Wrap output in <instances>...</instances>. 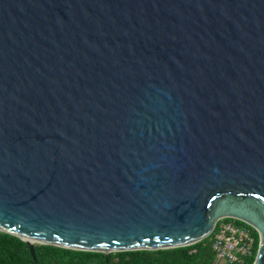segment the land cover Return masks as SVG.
Listing matches in <instances>:
<instances>
[{"label":"water","instance_id":"95a60500","mask_svg":"<svg viewBox=\"0 0 264 264\" xmlns=\"http://www.w3.org/2000/svg\"><path fill=\"white\" fill-rule=\"evenodd\" d=\"M224 217L264 264V0H0V231L107 256Z\"/></svg>","mask_w":264,"mask_h":264},{"label":"trees","instance_id":"16d2710c","mask_svg":"<svg viewBox=\"0 0 264 264\" xmlns=\"http://www.w3.org/2000/svg\"><path fill=\"white\" fill-rule=\"evenodd\" d=\"M233 220V218H226ZM238 224L244 222L234 219ZM251 229L254 245L250 256L241 263L253 264L258 233ZM212 233L201 240L186 246L167 249H139L110 252L84 251L63 248L49 244H34V257L29 245L20 238L0 231V264H211L214 252L211 248Z\"/></svg>","mask_w":264,"mask_h":264},{"label":"built area","instance_id":"2783aa9c","mask_svg":"<svg viewBox=\"0 0 264 264\" xmlns=\"http://www.w3.org/2000/svg\"><path fill=\"white\" fill-rule=\"evenodd\" d=\"M248 224H238L225 217L219 219L212 229L211 248L214 258L211 264L241 263L250 256L254 238Z\"/></svg>","mask_w":264,"mask_h":264},{"label":"bare ground","instance_id":"6f19581e","mask_svg":"<svg viewBox=\"0 0 264 264\" xmlns=\"http://www.w3.org/2000/svg\"><path fill=\"white\" fill-rule=\"evenodd\" d=\"M26 238L32 243H37L38 241H43L42 239H39L36 237H31V236H27Z\"/></svg>","mask_w":264,"mask_h":264}]
</instances>
